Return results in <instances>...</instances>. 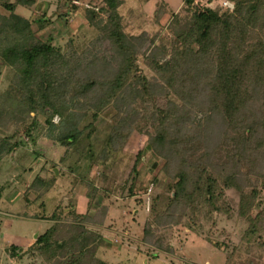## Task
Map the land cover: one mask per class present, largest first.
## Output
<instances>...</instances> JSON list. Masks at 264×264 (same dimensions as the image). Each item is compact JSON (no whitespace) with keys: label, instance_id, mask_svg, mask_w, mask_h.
Returning a JSON list of instances; mask_svg holds the SVG:
<instances>
[{"label":"rangeland","instance_id":"1","mask_svg":"<svg viewBox=\"0 0 264 264\" xmlns=\"http://www.w3.org/2000/svg\"><path fill=\"white\" fill-rule=\"evenodd\" d=\"M5 1L16 0H0V145L6 139L19 145L0 157V264H48L31 247L52 227L61 235L59 243L68 246L79 236L80 244L95 248V257L107 264H264V186L255 177L263 166L251 169V186L244 187V194L252 185L257 189L258 206L250 211L254 219L260 215L254 226L239 216L240 194L234 189L224 191L218 210L167 212L172 176L185 156L196 155L216 170L232 157L245 174L250 155L238 138L264 139V88L255 87L238 117L228 120L209 102L207 61L181 60L182 44L174 33L184 29L192 12L183 0H121L118 17L102 0L16 5L35 40L60 55L50 67L58 106L76 101L74 111L82 115L81 138L65 161L60 160L64 148L54 140L58 130L50 132L44 114L28 112L18 67L1 58L15 38L4 24ZM206 6L220 13L233 9L227 0H194L193 8ZM116 23L124 37L121 46L109 38ZM263 34L258 26L250 40H262ZM129 61L140 73L126 72ZM121 75L131 104L125 109L139 115L133 123H122L112 102L96 109ZM137 76L148 81L146 94ZM157 110L173 114L167 138L145 152L133 171L137 153L156 135L151 121ZM59 121L52 117L54 125Z\"/></svg>","mask_w":264,"mask_h":264},{"label":"trees","instance_id":"2","mask_svg":"<svg viewBox=\"0 0 264 264\" xmlns=\"http://www.w3.org/2000/svg\"><path fill=\"white\" fill-rule=\"evenodd\" d=\"M102 1L106 8L118 17L117 8L121 0ZM227 1L232 3L233 9L230 12L220 13L219 10L207 7L208 5L193 8L194 0H183L187 10L192 11L191 16L184 29L175 31L174 35L182 44V49L179 51L182 61L192 59V56L198 61L202 58L207 61L208 71L212 76L208 89L209 102L219 108L226 119L231 120L238 117L248 94L255 90V87L264 88V37L262 40H250L258 26L264 28V0ZM1 4L9 13L8 17L4 18V24L10 33L15 35L14 42L2 52L1 58L6 62L9 61V64L17 65L20 83L27 94L28 112L44 114L45 124L48 125L50 132L58 130L59 133L54 140L64 148L60 160L65 161L71 155L73 156L70 152L75 151L74 146L81 138L82 132L78 125L82 115L74 111L77 109L76 101L71 100V105L65 101V106L62 107L58 106L55 99L57 95L55 96L54 91L57 92L55 88L58 87L54 86L55 78L50 67L56 65L60 55L51 45L36 41L30 22L15 13L16 5H28L30 4L28 1L16 0L15 3L5 1ZM109 38L117 46L122 45L124 37L118 23L110 31ZM247 42L250 44L248 48L245 47ZM165 66L170 65L166 63ZM131 68L132 72L140 73L133 61L127 63L126 72H129ZM123 77L121 75L109 84L110 93L106 95V100L96 101V109L99 110L112 102L113 107L118 112H122V123H127L125 119L133 123L139 115L135 109H125V106L129 105V108L131 104L125 97ZM137 77L139 86L146 94L148 81L143 76H140V79L139 76ZM36 93L39 96L35 98ZM181 100H184L183 97ZM169 105L172 108L177 107L173 102H169ZM262 109L264 111V100H262ZM54 115L60 117L59 125L52 123ZM172 116L173 114L162 110H157L153 114L151 123L153 122L152 126L155 127L156 135L148 141L143 150L137 153L133 171L145 152L153 150L157 143L161 144L165 141L169 132L166 126L171 123L169 117ZM32 124L38 125L35 119L32 120ZM136 128L141 131L140 127ZM30 131L31 128L26 130L28 136ZM242 137L238 139L244 152L250 155V158L247 156L248 165L251 166L249 172L243 174L239 169L237 170L235 168L237 161L233 162L232 157H227L229 160L225 163L227 167L216 170L206 160L196 159V155L185 156L184 161L172 176L173 193L167 209L168 213L174 209L185 213L187 210L194 211L204 206L210 207L211 210H218L220 208L217 203L224 191L234 189L240 194L239 216L254 226L260 215L257 214L254 219L250 211L254 206H258L255 205L257 189L252 185L250 194H244V187L251 186L250 174L253 173L251 169L255 166H263L260 172L255 173V177L264 186V139H253L250 135H242ZM170 140L177 142L173 138ZM18 145L19 142L15 141L9 145L7 139L4 140L0 145V157L10 154ZM238 157H240L239 154ZM240 159H243V156L238 159V164ZM230 163L233 167L229 165ZM80 231L82 234L87 232L84 229ZM58 236L61 235L57 234L55 227L48 229L37 237L31 250L37 251L38 256L48 264H107L95 257V248L86 249L84 244H80L77 239L79 236L68 246L65 243H59ZM15 248L13 245L10 246L12 256L15 255Z\"/></svg>","mask_w":264,"mask_h":264},{"label":"built area","instance_id":"3","mask_svg":"<svg viewBox=\"0 0 264 264\" xmlns=\"http://www.w3.org/2000/svg\"><path fill=\"white\" fill-rule=\"evenodd\" d=\"M233 6H231L230 8H232Z\"/></svg>","mask_w":264,"mask_h":264}]
</instances>
